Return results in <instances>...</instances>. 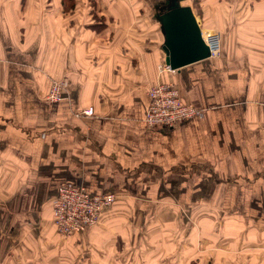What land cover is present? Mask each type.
<instances>
[{
  "label": "crops",
  "instance_id": "obj_1",
  "mask_svg": "<svg viewBox=\"0 0 264 264\" xmlns=\"http://www.w3.org/2000/svg\"><path fill=\"white\" fill-rule=\"evenodd\" d=\"M171 6L191 7L204 41L202 26L219 32L217 56L158 71ZM57 78L65 96L50 104ZM158 81L202 113L147 127ZM61 183L116 200L65 237L51 222ZM210 251L213 264H264V0H0V264Z\"/></svg>",
  "mask_w": 264,
  "mask_h": 264
},
{
  "label": "built area",
  "instance_id": "obj_2",
  "mask_svg": "<svg viewBox=\"0 0 264 264\" xmlns=\"http://www.w3.org/2000/svg\"><path fill=\"white\" fill-rule=\"evenodd\" d=\"M208 32V33H207ZM205 40L211 56L219 54L220 35L218 32L207 31ZM205 35V34H204ZM210 39V40H209ZM172 70L169 65H159L158 71ZM65 81L51 79L45 95L47 103H56L65 95ZM148 102L143 113V122L147 127H172L184 119L202 113V108L184 102L172 82H156L147 87ZM92 106H86L76 114H91ZM56 196L50 203L51 222L59 235L70 236L79 231L91 228L97 223L105 208L116 200L113 191L87 192L80 183H61L57 187Z\"/></svg>",
  "mask_w": 264,
  "mask_h": 264
},
{
  "label": "water",
  "instance_id": "obj_3",
  "mask_svg": "<svg viewBox=\"0 0 264 264\" xmlns=\"http://www.w3.org/2000/svg\"><path fill=\"white\" fill-rule=\"evenodd\" d=\"M165 41L164 63L171 69L206 59L210 52L203 42L200 27L189 6H171L160 16Z\"/></svg>",
  "mask_w": 264,
  "mask_h": 264
},
{
  "label": "rangeland",
  "instance_id": "obj_4",
  "mask_svg": "<svg viewBox=\"0 0 264 264\" xmlns=\"http://www.w3.org/2000/svg\"><path fill=\"white\" fill-rule=\"evenodd\" d=\"M201 3H205V1H202ZM195 5L197 6V2H194V6ZM201 6H204V5H201ZM202 29L204 32H207L208 30H212V29H208V28L205 29V27H203V26H202ZM216 32H218V31H216ZM57 79H59V78H57ZM44 98H45V96H44ZM65 237H66V235H65ZM93 259H95V258H93ZM164 263H165V261H164ZM185 263L186 264H213V262H212V251L209 252V255L201 253V255H199V256H193L192 258L187 259V261ZM95 264H97V263H95ZM108 264H122V263L121 262H112V263H108ZM126 264H130V263H126ZM133 264H143V263L134 262Z\"/></svg>",
  "mask_w": 264,
  "mask_h": 264
},
{
  "label": "bare ground",
  "instance_id": "obj_5",
  "mask_svg": "<svg viewBox=\"0 0 264 264\" xmlns=\"http://www.w3.org/2000/svg\"><path fill=\"white\" fill-rule=\"evenodd\" d=\"M197 21V20H196ZM198 22V21H197ZM199 25V24H198ZM200 27V26H199ZM200 33H201V31H200ZM202 39H203V37H202ZM203 42L205 43V41H204V39H203ZM205 45H206V43H205ZM206 47H207V45H206ZM210 52V51H209ZM210 56V55H209ZM172 70H175V69H172ZM99 219V218H98ZM94 225H96V223L95 224H93L92 226H94Z\"/></svg>",
  "mask_w": 264,
  "mask_h": 264
}]
</instances>
